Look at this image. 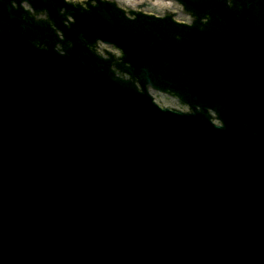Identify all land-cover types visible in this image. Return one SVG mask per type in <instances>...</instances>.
<instances>
[{
	"label": "water",
	"instance_id": "1",
	"mask_svg": "<svg viewBox=\"0 0 264 264\" xmlns=\"http://www.w3.org/2000/svg\"><path fill=\"white\" fill-rule=\"evenodd\" d=\"M171 1L0 0V264H264V0Z\"/></svg>",
	"mask_w": 264,
	"mask_h": 264
},
{
	"label": "rangeland",
	"instance_id": "2",
	"mask_svg": "<svg viewBox=\"0 0 264 264\" xmlns=\"http://www.w3.org/2000/svg\"><path fill=\"white\" fill-rule=\"evenodd\" d=\"M156 98H157L160 102H165V101H163L162 97L157 96ZM165 103H168V104H169L168 101H166ZM169 105H170V104H169Z\"/></svg>",
	"mask_w": 264,
	"mask_h": 264
},
{
	"label": "bare ground",
	"instance_id": "3",
	"mask_svg": "<svg viewBox=\"0 0 264 264\" xmlns=\"http://www.w3.org/2000/svg\"><path fill=\"white\" fill-rule=\"evenodd\" d=\"M123 1H125V2H127V3H128V0H123Z\"/></svg>",
	"mask_w": 264,
	"mask_h": 264
}]
</instances>
